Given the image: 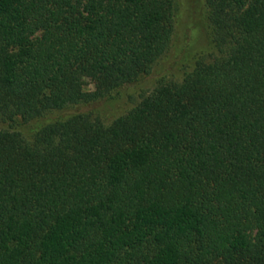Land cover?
I'll use <instances>...</instances> for the list:
<instances>
[{
    "label": "trees",
    "instance_id": "16d2710c",
    "mask_svg": "<svg viewBox=\"0 0 264 264\" xmlns=\"http://www.w3.org/2000/svg\"><path fill=\"white\" fill-rule=\"evenodd\" d=\"M204 2L220 56L104 125L49 119L150 74L177 0H0V264H264V0Z\"/></svg>",
    "mask_w": 264,
    "mask_h": 264
},
{
    "label": "rangeland",
    "instance_id": "374dc122",
    "mask_svg": "<svg viewBox=\"0 0 264 264\" xmlns=\"http://www.w3.org/2000/svg\"><path fill=\"white\" fill-rule=\"evenodd\" d=\"M177 3L178 17L171 48L153 67L150 74L120 88L111 98L98 103L70 107L52 114L49 120L83 113L93 121L110 125L138 106L160 83L182 82L199 61L212 62L219 57L214 48L202 41L204 28L209 22L204 0H177ZM94 90V85L88 82L85 91ZM4 128L6 125L0 123V129Z\"/></svg>",
    "mask_w": 264,
    "mask_h": 264
}]
</instances>
